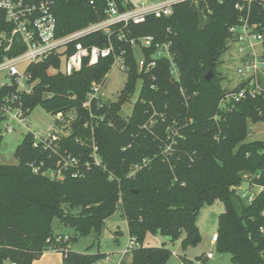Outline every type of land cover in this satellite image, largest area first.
<instances>
[{
  "label": "trees",
  "instance_id": "obj_1",
  "mask_svg": "<svg viewBox=\"0 0 264 264\" xmlns=\"http://www.w3.org/2000/svg\"><path fill=\"white\" fill-rule=\"evenodd\" d=\"M125 1L53 0L57 33L67 35L101 21L109 2H115L121 11L131 8ZM241 2L203 0L199 7L183 2L173 7L169 18H149L144 24L124 29L122 40L115 30L112 42L116 55L123 53L129 68V83L122 96L129 97L137 78L145 85L128 118L120 114L118 103H103L98 109L95 101L94 114L105 115V120L90 123L95 125L93 136L91 127L81 123L89 116L83 104L93 83L110 73L114 57L93 67L85 62L71 76L55 71L60 68L57 57L29 67L31 82L37 85L31 95L20 97L23 109L28 110V116L39 106L53 116L76 111L72 132L60 144L90 168H81L79 177L70 170L62 181L45 176L46 171L57 170V156L35 147L31 134L24 137L16 151L19 164L0 165V264H33L50 251L63 254V264L104 261L106 254L72 252L69 247L76 238L56 243L52 223L58 219L77 234L88 236L101 232L120 208L130 238L139 245L132 250L131 264H168L171 252L164 247H144L147 236H163L172 243L181 240L184 250L197 247L202 241L199 213L216 202L225 209L218 218L216 251L229 254L234 264H264V142H247L248 122L264 123V98L243 101L227 113L219 110L227 90L217 69L230 49L229 31L239 23L235 7ZM200 11L208 18L206 23ZM250 23L264 27V0L251 4ZM12 31L0 10V33L10 37ZM145 37L158 43L172 41L180 82L172 80L167 61L159 62L154 76L139 74L131 41ZM106 42L102 34L83 40L86 46L104 47ZM24 51L25 46H21L10 55ZM210 71L215 76L208 82ZM10 92L7 87L0 89V123L1 107ZM217 114L221 116L218 123L214 121ZM172 132L179 136H174L172 153L166 154ZM92 139L101 167L90 158ZM41 162V172L33 173L30 165ZM134 165L139 168L130 174ZM242 173L248 177L241 178ZM248 178L252 186L261 188L249 205L237 191ZM183 263L193 262L183 259Z\"/></svg>",
  "mask_w": 264,
  "mask_h": 264
},
{
  "label": "built area",
  "instance_id": "obj_2",
  "mask_svg": "<svg viewBox=\"0 0 264 264\" xmlns=\"http://www.w3.org/2000/svg\"><path fill=\"white\" fill-rule=\"evenodd\" d=\"M201 1L203 0H141L138 6H132L124 11H121L115 2H109L104 19L97 23H91L82 30L59 36L57 33V20L53 12V0H0V10L5 13L7 22L13 27L10 37L7 33L0 34V73L6 74V77L10 80L9 83L1 82L0 89L7 87L11 91L1 107L0 140L3 138V132L12 133L13 127L19 124H28V110L23 109L20 97L31 95L37 85L36 82H31L32 78L29 73L31 65L42 63L51 57H57L61 65V59L64 58L66 61L65 68L63 70L58 68L55 71L71 76L79 72L85 62L93 67L103 59L114 57V65L119 64L121 68L129 72L124 54L122 53L121 56L116 55L112 42V37L116 33L115 30L118 29L120 35L118 39L122 40L124 39L123 31L129 26L144 24L149 18H169L172 16L173 7L176 4L191 2L199 7ZM242 1L235 7L240 13L239 23L229 31L230 48L236 47L239 55L240 65L237 74L242 79V87L227 91L221 99L219 110L225 113L243 101L264 98V27L250 23L251 4L258 0ZM125 4L131 3L125 1ZM98 34H102L107 38L104 47L97 44L86 46L83 43V40L89 36ZM168 34H172L170 29H168ZM21 46H25L23 53L17 56L10 55L12 49H20ZM131 46L135 51L136 64L140 75L154 76L153 73L159 62L167 61L172 80L180 82V72L174 60L171 40L158 43L155 42L153 37H145L132 40ZM23 66H26L24 70L21 69ZM107 76L100 82L93 83L86 96L83 108L89 113V122L85 127L89 126V123L94 120H105V115L96 116L92 109L95 101L98 109H101L104 105L98 99V96L107 87ZM181 91L184 95L183 90ZM61 115L58 114L55 117L60 120ZM220 120L221 116L217 114L214 121L218 123ZM153 122L151 120L150 124ZM52 130L46 134L28 133L33 136L35 147H42L46 151H51L58 158L57 170H48L43 175L62 181L65 179V173L74 170V177L81 176V168L88 170L90 168L89 163H82L80 158L74 157L68 150H63L60 142L69 135L59 137ZM174 136H179L178 132H172L171 137L169 136L170 141L164 151L166 154L173 151ZM92 143L90 158L93 160L94 165L101 167L102 160L98 153V147L93 141ZM43 166V162L40 165L36 163L30 165L35 174H39ZM237 191L239 197L248 205L253 203L257 195L249 189H242V187H238ZM67 241H69V238L63 236H58L55 240L56 243ZM211 242L216 248L218 243L217 233L212 236ZM138 247L139 245L135 239L131 238L125 253L132 252L133 249ZM214 259V253L209 252L202 259L192 264H208L209 261ZM102 262L99 264H103Z\"/></svg>",
  "mask_w": 264,
  "mask_h": 264
},
{
  "label": "rangeland",
  "instance_id": "obj_3",
  "mask_svg": "<svg viewBox=\"0 0 264 264\" xmlns=\"http://www.w3.org/2000/svg\"><path fill=\"white\" fill-rule=\"evenodd\" d=\"M132 6H138L141 0H128ZM203 22L206 23L208 18L204 17L203 11H200ZM2 32L0 34H3ZM65 59H61V70L65 68ZM240 65L239 55L236 47H231L228 52L222 57L218 72L221 73L223 78L222 86L227 91L239 88L242 84V79L237 74V69ZM26 66L21 69L24 70ZM9 83L10 80L6 77V74L0 73V83ZM37 83V82H36ZM129 83V73L120 67L119 64L113 65L110 73L107 76V87L99 94L98 99L107 104L114 105L119 103L120 97L123 91L126 89ZM144 80L137 78L132 84V89L125 104L122 106L120 114L126 118L130 117L135 109V106L140 100L141 92L144 88ZM84 109V108H83ZM85 110V109H84ZM77 119L76 111H71L67 114H62L61 119L58 120L55 116L48 113L42 107H37L28 116V124H19L13 127L12 133L3 132V138L0 147V165L3 166H17L19 161L16 157V151L23 142L24 137L29 133L34 134H46L53 129L55 134L59 137H67L72 132V123ZM85 127L89 122L85 119ZM100 121V120H96ZM93 122V121H92ZM91 122V123H92ZM104 122V121H100ZM94 124V122L92 123ZM97 125V124H96ZM108 125V124H107ZM91 127L90 123L89 126ZM95 125L91 127L92 136L94 133ZM249 136L247 142L262 141L264 142V123L253 124L248 122ZM94 139H92L93 141ZM91 147V146H90ZM139 165L131 167L130 174H134ZM247 174V173H246ZM248 177V174L244 177ZM240 187L242 189H249L255 194H259L260 187L252 186V179L248 178ZM225 212L224 205L220 202H216L213 206H204L200 211L197 226L199 228L202 241L197 247H191L184 250L181 245V240L174 243L170 242L168 238L163 236H147L144 247H164L171 252L172 257L168 264H184L183 259L195 262L203 258V256L209 252H213L215 259L209 261L208 264H234L229 254H220L216 251L215 246L212 244V236L217 233L218 230V218ZM52 232L54 236H63L70 238H76L71 242L70 250L80 254H110L115 255L116 258L121 259L123 262L120 264H131L132 252L122 255L123 251L127 250L130 244L131 238L129 235L128 225L123 217L121 208L109 218L101 232L92 233L88 236H81L77 234L76 230L70 226L63 225L60 220L54 219L52 223ZM124 253V252H123ZM119 254V255H118ZM178 257H177V256ZM183 258V259H182ZM53 258H48L47 261H51ZM106 260V259H105ZM119 261V260H118ZM102 262V261H101ZM98 262L97 264L101 263ZM105 264V262H102ZM5 264H12L5 262Z\"/></svg>",
  "mask_w": 264,
  "mask_h": 264
},
{
  "label": "crops",
  "instance_id": "obj_4",
  "mask_svg": "<svg viewBox=\"0 0 264 264\" xmlns=\"http://www.w3.org/2000/svg\"><path fill=\"white\" fill-rule=\"evenodd\" d=\"M123 252H122V255H127L125 253L126 251H123ZM106 255H107V259H106L107 261L106 260L103 261V262H105V264H120V262H123L121 260L123 258L119 259V258H116L115 255H110V254H106ZM48 258H53V259L51 261L50 260L47 261ZM63 259H64L63 254L58 253V252H54V251H50V252L45 253L42 256V258H40L38 261L34 262L33 264H63Z\"/></svg>",
  "mask_w": 264,
  "mask_h": 264
},
{
  "label": "water",
  "instance_id": "obj_5",
  "mask_svg": "<svg viewBox=\"0 0 264 264\" xmlns=\"http://www.w3.org/2000/svg\"><path fill=\"white\" fill-rule=\"evenodd\" d=\"M214 76H215V74L212 71H210L208 73V75L206 76V81L210 82L213 79ZM126 100H127V95H124L120 99L118 104L122 107L125 104ZM81 123L85 124V121H82ZM246 175H247L246 173H242L240 176H241V178H244Z\"/></svg>",
  "mask_w": 264,
  "mask_h": 264
},
{
  "label": "flooded vegetation",
  "instance_id": "obj_6",
  "mask_svg": "<svg viewBox=\"0 0 264 264\" xmlns=\"http://www.w3.org/2000/svg\"><path fill=\"white\" fill-rule=\"evenodd\" d=\"M123 96L120 97V99L122 98Z\"/></svg>",
  "mask_w": 264,
  "mask_h": 264
}]
</instances>
